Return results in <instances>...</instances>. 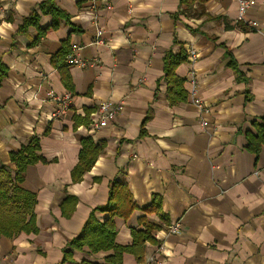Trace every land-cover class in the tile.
Segmentation results:
<instances>
[{
	"label": "crops",
	"instance_id": "1",
	"mask_svg": "<svg viewBox=\"0 0 264 264\" xmlns=\"http://www.w3.org/2000/svg\"><path fill=\"white\" fill-rule=\"evenodd\" d=\"M53 1L70 25L61 21L38 37L34 27L18 29L44 0H0V167L13 173L9 154L33 137L45 160L29 166L21 184L36 195V234L2 237L0 264H62L66 244L93 210L105 206L113 183L126 185L137 205L128 220L115 218L118 247L132 243L130 231L140 229V217L159 222L143 212L158 195L169 220L158 231L182 224L178 235H159V264H264V144L257 154L248 150V135L264 121V0L246 12L256 27L242 24L245 31L236 28L233 0H192L186 14L178 0H87L81 7L78 0ZM39 20L41 29L52 22L48 15ZM98 29L103 45L94 43ZM65 40L73 58L96 63L69 66L71 108L50 120L55 106L49 93H67L50 62ZM182 45L197 51L195 97L210 109L205 127L189 95L175 106L167 102L163 56ZM226 52L245 82L227 67ZM190 70L187 62L175 69L188 94ZM104 101L122 104L113 123L94 131L90 124L74 128L73 116L91 110V123ZM80 138L103 143L105 150L73 183ZM68 195L77 203L64 218L60 205ZM94 216L99 222L107 217ZM156 244H145L142 264ZM109 254L84 248L64 264H104ZM120 264L137 262L124 253Z\"/></svg>",
	"mask_w": 264,
	"mask_h": 264
},
{
	"label": "trees",
	"instance_id": "2",
	"mask_svg": "<svg viewBox=\"0 0 264 264\" xmlns=\"http://www.w3.org/2000/svg\"><path fill=\"white\" fill-rule=\"evenodd\" d=\"M87 0H78L79 7ZM180 12L186 14L191 7L192 0H178ZM38 11L33 10L32 13L24 18L18 32L23 33L30 27L37 30L38 37L45 36V33L50 30L59 28L60 22L64 21L70 25L68 14L55 5L53 0H44L38 5ZM50 16L52 22L45 29H41L39 25L40 16ZM236 28L246 30L247 28L242 23L237 22ZM176 43V40L173 44ZM68 40L61 43L60 50L51 58L50 62L57 69L61 77L62 84L67 92L74 94L72 91L71 78L69 77V64L66 62V57L70 55ZM226 56L230 58L227 67L236 73L237 81H246L240 71L237 70V65L230 57L229 52ZM187 53L182 45L178 53L173 54L168 51L163 56V74L166 83L167 102L170 106H175L178 103L185 102L188 93L183 88L184 81L175 73V69L182 63L187 62ZM4 74L3 66H0V82ZM91 110H85V116H73L74 128L83 125L88 126L90 121L88 116ZM145 121L142 124L144 126ZM256 134L248 135V150L257 154L264 144V121L261 125H254ZM142 130V129H141ZM144 132L141 131V136ZM80 150L78 153L77 165L72 169L70 178L73 183H78L83 178L82 176L89 172L96 163L97 157L105 150L103 143L95 144L90 138H80ZM39 139L33 137L26 145L22 146L18 152L9 154V162L15 166L13 173L7 167H0V239L13 238L19 234H36L37 227L34 215V205L36 195L27 192L21 187L23 183V174L29 166L34 163H45V160L38 155ZM110 193L105 206L98 207L91 212L86 223L83 225L79 236L66 244L63 252L62 264L72 262L74 251H82L88 249L91 254L105 252L110 254L103 259L104 264H120L124 253L131 254L137 264H142L146 247L145 244H156L153 232L158 231L162 226L168 223V218L162 211L161 198L158 195H153L150 205L143 209L145 214H155L159 218V222L147 220L145 217L138 219L140 229L130 231L132 243L129 246L118 247L115 244L116 227L115 218L128 220L129 216L137 209V205L133 203L130 190L124 184L113 183L109 189ZM77 199L73 196H66L61 203L62 217H70L75 210ZM104 213L107 215L104 222H99L95 219V212ZM81 264H98L82 261Z\"/></svg>",
	"mask_w": 264,
	"mask_h": 264
},
{
	"label": "built area",
	"instance_id": "3",
	"mask_svg": "<svg viewBox=\"0 0 264 264\" xmlns=\"http://www.w3.org/2000/svg\"><path fill=\"white\" fill-rule=\"evenodd\" d=\"M15 1V0H13ZM237 3V22L242 23V24H248L250 27L254 28L256 27V23L250 22L246 20V12L256 3V0H233ZM91 2H95V0H91ZM94 10V9H93ZM96 40L95 44L98 45H103L104 44V39L102 37L103 31L97 30L96 31ZM186 53H187V64L191 65V70L190 74L187 78V84L190 87L189 90V101L193 103L200 112L201 120H200V125L201 127H205L207 121L205 120L204 116L206 114L210 113L209 105L206 102H203L195 97L196 89H197V76L196 73L194 72L193 65L197 62V51L196 49L192 46L189 45L185 48ZM66 62L70 66H81L85 67L87 65H94L96 62H83L77 58H73L71 55H68L66 57ZM49 99L52 101V103L55 106L54 111L49 115V119H56L62 117L70 108H71V100H72V94L67 92L65 94L57 95L55 93H49ZM122 104L118 103H113L112 101H104L99 104V107L94 114V117L91 120V123L89 125V130L94 131V130H100L105 127H107L109 124L113 123L117 118V116L120 113ZM135 158V157H134ZM182 230V224L181 222H176L171 225H168L165 230L162 231H155L153 232V236L156 240L159 239V235H178L180 234ZM157 251L152 254V256H148L145 260V264H159L161 261V257L159 253L162 251L161 245L157 246Z\"/></svg>",
	"mask_w": 264,
	"mask_h": 264
},
{
	"label": "rangeland",
	"instance_id": "4",
	"mask_svg": "<svg viewBox=\"0 0 264 264\" xmlns=\"http://www.w3.org/2000/svg\"><path fill=\"white\" fill-rule=\"evenodd\" d=\"M154 239H155V238H154ZM155 240H156V239H155ZM156 241H157V244H156L155 246H156V251H157V248H158L157 246H158V245H161V244L159 243L160 240H156ZM159 254H160V253H159Z\"/></svg>",
	"mask_w": 264,
	"mask_h": 264
}]
</instances>
